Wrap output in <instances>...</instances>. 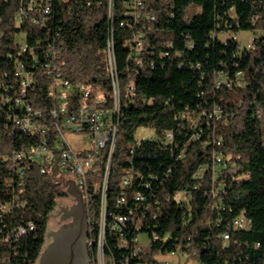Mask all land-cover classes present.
<instances>
[{
	"label": "trees",
	"instance_id": "1",
	"mask_svg": "<svg viewBox=\"0 0 264 264\" xmlns=\"http://www.w3.org/2000/svg\"><path fill=\"white\" fill-rule=\"evenodd\" d=\"M17 3L0 0V205L9 206L0 212V264H36L48 221L67 194L56 164L42 175L36 161L15 157L33 142L12 121L22 113L13 100L17 78H22L15 65L25 62V69H32L30 56L15 50L13 34L20 30L8 28ZM66 5L71 12L66 6L58 10V71L107 100L112 86L104 50L111 21L121 122L107 177L108 208L120 215L131 211L133 223L141 222L138 233L151 241L139 262L153 264L157 256L179 253L183 264L190 259L264 264V0H145L136 21L124 15L125 0H113L111 19L107 0H69ZM122 21L131 27L121 28ZM240 31L252 34V49H241L231 38ZM25 32L31 43L46 37L38 28ZM238 72L244 87L213 88L214 76L232 78ZM46 86L47 81L27 97L34 109L49 108ZM214 105L222 107V119L204 118L192 140L195 132L182 113H210ZM139 128L150 130L152 138L137 144ZM169 132L173 141L165 143ZM210 139L214 143L205 144ZM213 156H220L219 166ZM124 168L138 176L123 190L125 203L113 208ZM137 192L142 202L135 201ZM88 208V224H93L99 204L93 200ZM240 216L251 221L249 230L233 228ZM28 224L33 230L17 236L18 227ZM103 230L111 235V226ZM224 233L229 234L226 242ZM112 239H121L120 229H112ZM109 250L116 261L125 255L113 243Z\"/></svg>",
	"mask_w": 264,
	"mask_h": 264
},
{
	"label": "built area",
	"instance_id": "2",
	"mask_svg": "<svg viewBox=\"0 0 264 264\" xmlns=\"http://www.w3.org/2000/svg\"><path fill=\"white\" fill-rule=\"evenodd\" d=\"M7 1L2 0V2ZM68 2L69 0H18L11 20L13 27H8L11 30L12 28L20 30V32L13 34L15 50L20 56H30L31 63L29 67L32 68L26 70L25 62H19L15 65V69L22 71V78H17L19 91L13 97V100L15 106L20 108L22 113L17 114L12 119L13 128L30 136L33 141L28 148L17 153L15 157L18 160L36 161L42 175L47 173L51 165L56 164L60 180L64 183L63 191L67 194L62 199L69 197L75 201L74 196L66 192L69 183L73 181L77 185V190L80 191L86 214H89L90 202L93 200L98 202V217L93 218V224H87L85 240V243H90L91 249H93V264H129L134 259H140L148 245L143 246L140 244L139 236L141 234L138 232L141 222L133 223L131 211L128 212L129 215H120L108 208L109 181H105L103 159L104 157H112L113 160V154L110 153V142H116L117 138H112V128L113 126H120L121 122L118 79L116 70L109 69L108 60V48H113L111 21L109 24L110 35L104 50L107 61L106 70L112 86V93L107 100L100 93H93L87 86L70 83L58 71L57 57L59 51L57 41L60 38L62 29V20L59 18L60 13H58V10H65ZM144 2L145 0H125L127 10L124 15L130 16L132 20L136 21ZM107 4L108 15L111 19L113 0H107ZM71 11L72 9L68 6L67 12ZM151 19L154 18L151 17ZM119 26L129 28L131 23L122 21ZM31 28H38L44 32L46 36L44 40L35 37L32 43L29 42L25 29ZM34 35L36 36V33ZM214 35L217 36V34ZM218 36L222 40L225 39L223 34ZM231 38L238 42L236 36L232 35ZM137 39L134 42L136 43V49L139 50L140 43ZM253 41L254 37L251 34V39L243 48L246 50L252 49L254 47ZM46 81L50 106L45 110L34 109L28 104L27 97ZM245 84L243 74L240 72L232 78L229 76H214L213 78V88L215 90L223 87L230 88L233 85L242 88ZM222 116V107L214 105L210 113H194L185 110L181 115V119L185 120L190 129L195 132L192 135V140H194L199 135L196 130L199 129L198 133L202 131L200 125L204 118L208 121H219ZM145 130L147 135L143 138L151 139L152 132ZM70 134L88 135L89 147L72 148L67 140V135ZM135 140L138 144L141 139ZM165 141V143H172V132L166 134ZM207 143L213 144L214 140L210 139L205 144ZM217 145L219 144L217 143ZM129 153H132L131 150ZM125 161H130L129 156L126 157ZM212 162L215 166H219L221 164L220 156H213ZM199 174H202V172ZM136 176L130 168L122 169L117 184V190L119 191L114 198L113 208L125 203L123 190L131 188ZM134 199L137 202H142L143 196L137 192ZM7 211H9L8 205H0V212ZM102 225L111 226V235L102 234ZM232 226L238 230H249L251 221L240 216L233 221ZM33 228L32 224H28L26 227H18L16 235H24L27 231H32ZM112 229H120L121 239H112ZM222 238L224 242L228 241L229 234L224 233ZM154 239H156L155 236ZM109 243H113L115 250L122 252V255L125 253L119 261L115 260L112 251L109 250ZM153 261V264H167L160 262L156 257ZM138 264L143 263L139 262Z\"/></svg>",
	"mask_w": 264,
	"mask_h": 264
},
{
	"label": "flooded vegetation",
	"instance_id": "3",
	"mask_svg": "<svg viewBox=\"0 0 264 264\" xmlns=\"http://www.w3.org/2000/svg\"><path fill=\"white\" fill-rule=\"evenodd\" d=\"M58 228L54 232L47 230L45 239L50 245L59 243L61 264H85L86 262V218L82 202L73 201L62 210ZM88 217V216H87Z\"/></svg>",
	"mask_w": 264,
	"mask_h": 264
},
{
	"label": "rangeland",
	"instance_id": "4",
	"mask_svg": "<svg viewBox=\"0 0 264 264\" xmlns=\"http://www.w3.org/2000/svg\"><path fill=\"white\" fill-rule=\"evenodd\" d=\"M236 38L239 42V45L241 48L245 47L249 40L251 39V33L247 31H240ZM147 135V131L145 129L139 128L135 132V138L137 140L142 139ZM67 140L72 148L81 147V148H88L89 147V141H88V135L86 134H70L67 135ZM66 192L67 189H66ZM73 198H67V199H60L57 203L56 209L51 215V218L48 221V231L54 232L58 228V222L60 221V218L62 216L61 208L69 207L72 205ZM50 242V239H45L44 248L48 246ZM139 242L143 246H147L149 243V239L145 234H141L139 236ZM40 258V257H39ZM160 262L167 263V264H183L185 261V257L181 256L179 253L174 254L173 256H165V257H156ZM39 260V259H38ZM185 264H197L193 259L187 260Z\"/></svg>",
	"mask_w": 264,
	"mask_h": 264
},
{
	"label": "water",
	"instance_id": "5",
	"mask_svg": "<svg viewBox=\"0 0 264 264\" xmlns=\"http://www.w3.org/2000/svg\"><path fill=\"white\" fill-rule=\"evenodd\" d=\"M67 191L70 195L74 196L75 201L82 202L80 191L77 190V185L73 181H71L69 183ZM82 204H83V202H82ZM83 207H84V204H83ZM62 209L63 208H61V210ZM84 212H85V208H84ZM84 214H85V218L87 220L86 213H84ZM86 228H87V221H86ZM59 254H60L59 243H54L53 245H50L46 250H43L41 252L40 258L36 264H61L60 261H61L62 257ZM85 264H88L87 252H86Z\"/></svg>",
	"mask_w": 264,
	"mask_h": 264
},
{
	"label": "bare ground",
	"instance_id": "6",
	"mask_svg": "<svg viewBox=\"0 0 264 264\" xmlns=\"http://www.w3.org/2000/svg\"><path fill=\"white\" fill-rule=\"evenodd\" d=\"M108 60H109V69L114 70V59H113V52L112 48H108ZM19 74H21L22 71L18 69ZM118 135V126H113L112 128V138H117ZM115 148V142H110V153L113 154ZM112 157H104L103 159V167L105 171V181H107L108 172L110 169ZM88 214H86V217ZM87 224H88V217H87ZM102 234L104 235L103 225H102ZM86 252H87V261L88 264H93V249H91L90 243H86Z\"/></svg>",
	"mask_w": 264,
	"mask_h": 264
}]
</instances>
